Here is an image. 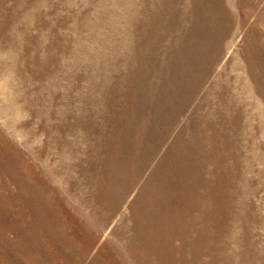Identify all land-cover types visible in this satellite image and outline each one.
Listing matches in <instances>:
<instances>
[{
	"label": "rangeland",
	"instance_id": "rangeland-1",
	"mask_svg": "<svg viewBox=\"0 0 264 264\" xmlns=\"http://www.w3.org/2000/svg\"><path fill=\"white\" fill-rule=\"evenodd\" d=\"M0 264H264V0H0Z\"/></svg>",
	"mask_w": 264,
	"mask_h": 264
}]
</instances>
